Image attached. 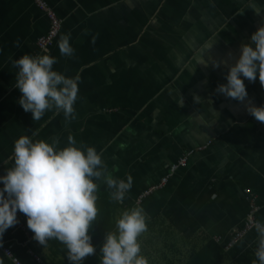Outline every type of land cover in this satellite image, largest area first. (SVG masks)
Segmentation results:
<instances>
[{
	"label": "crops",
	"instance_id": "crops-1",
	"mask_svg": "<svg viewBox=\"0 0 264 264\" xmlns=\"http://www.w3.org/2000/svg\"><path fill=\"white\" fill-rule=\"evenodd\" d=\"M42 1L62 20L60 36L71 33L73 57L60 55V36L47 54L58 60L54 70L81 77L76 118L66 125L62 113L49 111L33 121L18 103L12 60L37 55L36 42L50 22L36 0H0V176L12 166L20 136L48 143L59 137L63 148L71 133L78 145L103 150L109 170L118 169L114 177H133L123 203L98 182V216L89 231L96 253L83 264H100L106 232L116 231V219L135 206L150 217L138 238L149 264H252L257 240L225 251L212 239L244 226L250 197L264 221V123L246 110L247 100L262 106L264 93L243 77L244 103L216 93L228 69L213 68L210 57L224 60L231 52L235 63L241 42L249 43L264 24V0ZM201 52L207 67L196 63ZM193 150L187 165L174 170ZM21 225L0 240V264H14L3 248L21 264H71L58 240L44 247L33 239L23 213Z\"/></svg>",
	"mask_w": 264,
	"mask_h": 264
},
{
	"label": "clouds",
	"instance_id": "clouds-1",
	"mask_svg": "<svg viewBox=\"0 0 264 264\" xmlns=\"http://www.w3.org/2000/svg\"><path fill=\"white\" fill-rule=\"evenodd\" d=\"M88 34L89 30L85 29L83 35ZM97 37L98 34L92 36V44ZM70 39L71 33H67L58 40L62 57L75 55ZM14 44L19 48V39ZM211 46L212 43L208 44L205 50ZM44 51L47 53V49ZM202 52L196 63L207 67L208 61ZM210 58L213 68L224 65L228 69L227 83L219 84L216 93L244 103L248 98L244 79L254 83L258 78L264 88V24L251 34L249 43L241 42L240 56L235 63H229L233 60L231 52L228 59ZM12 63L17 69L14 87L22 93L18 103L25 112L32 113L33 121H40L49 111L57 115L62 113L66 125L76 118L74 105L79 99V74L68 77L54 70L58 60L50 54L33 56L25 53ZM194 99L199 101L200 97L194 94ZM179 102L182 105L181 98ZM246 110L264 123V105L257 107L247 100ZM36 135L38 130L32 133V136ZM59 144V137H53L48 143L33 141L27 135L14 142L10 157L13 164L5 175L0 176L3 184L0 188V240L7 229L19 222V210L27 217V227L40 245L46 247L49 240H58L66 247L71 264H83L86 257L96 253L89 231L98 216V182L111 190L113 202L123 203L132 188L133 177L130 174L126 180L114 177L113 171L118 169L109 170L102 159L103 150L98 152L94 146L83 142L78 145L71 133L67 136V146L61 148ZM149 219L141 206L124 210L116 219V231L105 234L100 264H149L141 254L138 240L148 231ZM253 227L258 245L252 264H264V221H253Z\"/></svg>",
	"mask_w": 264,
	"mask_h": 264
},
{
	"label": "built area",
	"instance_id": "built-area-1",
	"mask_svg": "<svg viewBox=\"0 0 264 264\" xmlns=\"http://www.w3.org/2000/svg\"><path fill=\"white\" fill-rule=\"evenodd\" d=\"M36 4L39 7L40 10H42L49 22V30L46 35L40 37L37 42H36V47L38 54L37 55H43L45 54V49H47V52L50 50V48L53 46L54 41L59 38L61 31L63 29V22L60 18L57 17V15L48 7V5L42 1V0H36ZM193 151H189L180 161L177 165L174 166V170L178 169L180 167H185L187 165L188 158L191 154H193ZM167 178L162 180V184H166ZM157 189L156 188H151L150 190L144 192L142 194L141 199L139 200V203L142 202V199L148 196V194L151 193L152 190ZM246 193H248V196H250V192L247 190ZM249 200L252 201L251 207H250V213L246 219V222L244 226L240 229H236L232 232L229 233L228 237L226 239H221L219 238H214L212 239L213 242H216L217 244H222L223 245V250L228 251L232 249L234 246L237 244L243 242L253 231H255L253 227V221L257 220V214L259 212V208L254 200V198L250 197L248 198ZM21 212L19 210L17 211V218H18V223L13 226L15 228H21ZM3 253L9 257L14 264H21L16 258L13 257L11 251L8 248H3L2 249ZM38 261L40 262V259L38 258Z\"/></svg>",
	"mask_w": 264,
	"mask_h": 264
},
{
	"label": "trees",
	"instance_id": "trees-1",
	"mask_svg": "<svg viewBox=\"0 0 264 264\" xmlns=\"http://www.w3.org/2000/svg\"><path fill=\"white\" fill-rule=\"evenodd\" d=\"M56 41V40H55ZM55 41H54V43H55ZM54 45V44H53ZM53 47V46H52ZM51 47V48H52ZM50 48V49H51ZM36 49H37V47H36ZM256 83H257V85L258 86H260V88L262 89V90H264V88H262L261 87V85H260V82H259V79L257 78V80H256ZM264 103V102H263ZM263 105V104H262ZM103 240H104V238H102ZM254 240H257V233H256V231H253L245 240H244V242H249V243H252ZM257 242V244H256V247H257V245H258V241H256ZM241 243H243V242H241ZM247 255H252V252L251 251H247Z\"/></svg>",
	"mask_w": 264,
	"mask_h": 264
},
{
	"label": "flooded vegetation",
	"instance_id": "flooded-vegetation-1",
	"mask_svg": "<svg viewBox=\"0 0 264 264\" xmlns=\"http://www.w3.org/2000/svg\"><path fill=\"white\" fill-rule=\"evenodd\" d=\"M259 87H260V86H259ZM261 91H262V93H264V90L261 89ZM263 105H264V104H263Z\"/></svg>",
	"mask_w": 264,
	"mask_h": 264
},
{
	"label": "bare ground",
	"instance_id": "bare-ground-1",
	"mask_svg": "<svg viewBox=\"0 0 264 264\" xmlns=\"http://www.w3.org/2000/svg\"><path fill=\"white\" fill-rule=\"evenodd\" d=\"M48 52H49V51H48ZM48 52H47V53H48ZM47 53H45V54H47ZM37 54H38V51H37Z\"/></svg>",
	"mask_w": 264,
	"mask_h": 264
}]
</instances>
